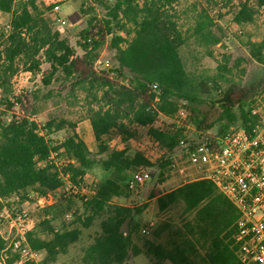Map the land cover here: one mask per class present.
<instances>
[{
	"label": "trees",
	"instance_id": "1",
	"mask_svg": "<svg viewBox=\"0 0 264 264\" xmlns=\"http://www.w3.org/2000/svg\"><path fill=\"white\" fill-rule=\"evenodd\" d=\"M67 1L0 0V12L10 15L11 25L0 42V91L6 94L0 99V198L19 195L25 200L30 190L39 196L51 195L63 187L61 175H68L81 187L88 172L100 162L107 178L90 196L75 194L81 197L83 212H76L72 223L89 229L100 220V233L83 250L82 264H123L142 252L155 264H241L233 239L238 211L207 180L152 194L160 215L180 207L182 223L169 217L152 230L151 239L141 238L137 217L147 206L129 207L116 200L127 190L131 171L156 164L140 152L131 156L125 149H111L104 137L116 129L129 141L136 137L134 127H149L150 136L165 152L158 166H170L183 131L155 128L159 115L172 118L185 109L200 135L218 126L216 135L221 136L231 125L247 126L250 122V107L264 92V78L250 86L231 82L222 86L189 70L183 47L193 45L200 53L213 56V49L227 34L209 7L193 5L192 23L180 24L175 6L181 0H98L106 14L87 20L79 44L83 55L77 56L55 27L58 18L48 16L55 5ZM254 2L258 8L264 7V0ZM237 3L233 25L254 23V5L249 0ZM94 11L91 7L84 12ZM247 47L251 59L264 65V39H249ZM104 48L113 53V66L99 72L95 64ZM42 58L50 64V72L43 78L45 86L60 74L57 79L71 82L70 95L76 98L78 92L85 94L101 158L92 155L75 123L50 118L40 126L34 120L32 115L39 111V103L51 99L53 90L47 94L40 90L25 92L15 96L13 102L9 100L14 76L21 70L37 75ZM204 104H210L211 110L218 109V115L213 118L210 111L202 110ZM15 106L21 113L8 120ZM65 127L72 133L61 144H54L50 136ZM61 148L74 163L57 169L49 156ZM52 209L50 206L44 211V217L28 234L30 247L46 253L42 264H54L67 254L82 231L79 227L56 229Z\"/></svg>",
	"mask_w": 264,
	"mask_h": 264
},
{
	"label": "rangeland",
	"instance_id": "2",
	"mask_svg": "<svg viewBox=\"0 0 264 264\" xmlns=\"http://www.w3.org/2000/svg\"><path fill=\"white\" fill-rule=\"evenodd\" d=\"M249 1L250 4H255L254 0ZM237 4V0H181L180 3L175 6V11H177V15L180 16V24L192 23L190 17L195 14L193 5H197L198 8L209 7L211 15L224 28L227 35L223 43L213 49V56L206 55L204 52L200 53V50L193 45L182 48V55L189 70L194 71L199 78H211L219 82L222 86H226L230 82L236 83L239 86H250L264 78V65L251 59L247 47L249 39L258 42L264 39V7L258 8L254 5V8L257 10L254 23L245 26H235L233 25V16L237 10ZM91 7L94 8L95 11L86 14L84 11L89 10ZM105 14L106 10L99 4L98 0H68L61 4L59 13L55 14L53 11H50L48 16H52V18H62L67 21L63 28V32H61V37L68 40L77 56H82L83 51L79 44L82 41L81 31L86 27L87 20L94 16L99 18ZM3 27L4 21L0 18V42L3 36H7V34L2 31ZM55 27L58 28V21H56ZM239 30H241L242 33H239ZM112 57L113 53L104 48L99 60L95 64L96 69L99 72L102 70H109L113 66ZM49 72L50 64L43 58L41 70L37 75L21 70L12 80V92L8 94L9 100L13 102L15 96L25 92L40 90L42 94H47V92L53 90L54 93L51 99L46 103H44V101L39 103V111L32 115L34 120L40 126H43L50 118H56L57 120L63 119L75 123L78 133L86 142L92 155L97 159L101 158L98 154L97 143L94 140L92 126L87 115V106L84 101L85 94L83 92H78L76 98L70 95L69 89L71 82L57 79L61 77L60 74L52 80L50 85L45 86L43 78L47 76ZM5 96L6 94L0 91V99ZM214 96L218 95L215 93ZM12 110L13 113L7 116L8 120H10L13 115H19L21 113L19 106L13 107ZM202 110L210 111L213 118L219 113L218 109L211 110L210 104H204ZM172 122L173 121L165 115H160L154 127L166 132L173 127ZM134 129H136V137L129 141H125V139H123L124 136L119 134V131L116 129L111 131L104 139L111 149H125L131 156L137 152H141L157 160V158H161L165 155V152L156 146L154 140L150 136L149 127H134ZM217 130L218 126L200 136L194 134L193 131L189 134L193 139L199 140L206 136L216 135ZM71 133V129L65 127L62 130L54 131L50 136V140L54 144H61ZM175 153V158L179 161L177 156L178 152ZM155 164V167L150 168L152 175L142 189L136 192H130L125 189L123 195L116 200L117 203L129 207L147 206L142 215L137 217L141 225V235H139L141 238H152V231H150V233L148 231V233L145 234L142 232L144 229L148 230L151 217L159 218L158 222L170 217L173 218L176 223H182L180 218V207L160 215L156 208V202L151 198L152 194L155 192L164 194L183 185L182 176L179 173L172 172L169 165L161 168L158 166V161H155ZM107 176L108 173L104 171L101 163L97 162L84 179L83 187L86 188L85 195L90 196L95 187L100 182L104 181ZM79 194L84 195L83 193ZM29 195L33 196L38 194L30 190ZM55 198L56 202L51 206V208H54L51 210V214L56 216L54 222L56 229L60 230L66 227L72 229L77 227L81 228L79 223H72L73 220H75V213L79 212V214H81L83 212L80 195H75L73 192H70L69 196L65 198L64 194L61 192ZM67 206L70 209L67 210ZM46 209L35 211L34 219L36 223L44 217V211H46ZM67 213L72 214L70 220H67L65 217ZM81 230L79 241L69 248L67 254L61 255L54 264H82L83 250L89 246L100 233V220H96L89 229L81 228ZM137 242L141 244V241L138 239ZM44 254L46 253L44 252L40 256V260L44 259Z\"/></svg>",
	"mask_w": 264,
	"mask_h": 264
},
{
	"label": "built area",
	"instance_id": "3",
	"mask_svg": "<svg viewBox=\"0 0 264 264\" xmlns=\"http://www.w3.org/2000/svg\"><path fill=\"white\" fill-rule=\"evenodd\" d=\"M60 10L61 5L57 4L52 11L57 14ZM57 21L58 31L63 32L67 21L62 18ZM2 31L8 35L11 25L5 24ZM168 118L173 121L172 128L183 131L176 151L179 161L174 155L170 169L182 176L184 184L207 180L217 187L238 211L233 239L240 263L264 264V92L251 105L247 126L231 125L221 136L193 139L189 134L191 131L197 136L200 133L190 122L185 109ZM155 144L160 148L157 142ZM141 154L152 164L160 159ZM49 161L57 169L74 163L63 149L51 151ZM151 173L150 168L136 167L127 180V190L142 189ZM61 177L63 187L51 195H28L25 200L19 195L0 198V264H41L44 260H40L44 252L33 250L28 242L29 232L36 226L35 211L52 206L61 192L66 198L70 192L85 195L86 191L83 185H74L68 175ZM65 217L70 220L72 214L67 213ZM143 233L148 230L144 229Z\"/></svg>",
	"mask_w": 264,
	"mask_h": 264
},
{
	"label": "crops",
	"instance_id": "4",
	"mask_svg": "<svg viewBox=\"0 0 264 264\" xmlns=\"http://www.w3.org/2000/svg\"><path fill=\"white\" fill-rule=\"evenodd\" d=\"M0 18H2V20L4 21V25L5 24H8V23H10V15L9 14H7V13H4V12H0ZM92 132H93V130H92ZM94 135V134H93ZM94 140H95V137H94ZM96 142V141H95ZM154 201H155V199H153ZM159 219V218H158ZM157 218H152L151 217V223H150V226H149V228H148V231H149V233H150V231H152L156 226H157V224L159 223ZM163 220V219H162ZM155 221V222H154ZM142 232H143V230H142ZM165 235V234H164ZM151 239V238H150ZM45 256H46V254H44ZM45 258V257H44ZM123 264H155V262H154V260L151 258V257H149V256H147L145 253H139V254H137V255H134V256H132L131 257V259L128 261V262H126V263H123ZM162 264H171L170 262H168V261H165V262H163Z\"/></svg>",
	"mask_w": 264,
	"mask_h": 264
}]
</instances>
